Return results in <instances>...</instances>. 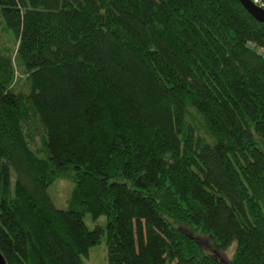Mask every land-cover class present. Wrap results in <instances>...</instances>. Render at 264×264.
Here are the masks:
<instances>
[{
  "label": "trees",
  "instance_id": "trees-1",
  "mask_svg": "<svg viewBox=\"0 0 264 264\" xmlns=\"http://www.w3.org/2000/svg\"><path fill=\"white\" fill-rule=\"evenodd\" d=\"M0 29L6 264L102 238L106 264H221L191 229L264 264V23L236 0H0Z\"/></svg>",
  "mask_w": 264,
  "mask_h": 264
},
{
  "label": "rangeland",
  "instance_id": "rangeland-1",
  "mask_svg": "<svg viewBox=\"0 0 264 264\" xmlns=\"http://www.w3.org/2000/svg\"><path fill=\"white\" fill-rule=\"evenodd\" d=\"M5 44V36L2 34L0 29V46ZM18 90L22 93H26V86L23 82L19 85ZM36 145L38 146V141L36 142ZM70 190L71 185L65 181H60L58 184L48 187V195L56 209L65 210L67 208L66 202L68 200ZM83 222L86 228L91 230L94 227H103L104 218L98 217L96 220H92L89 215H85ZM189 232L203 253L214 256L221 264L229 263L233 254L232 246L226 250L220 251L207 237H205L200 232L193 229L189 230ZM82 261L83 264H106L104 238L101 239L98 245L91 247L88 250L87 257L83 258Z\"/></svg>",
  "mask_w": 264,
  "mask_h": 264
},
{
  "label": "water",
  "instance_id": "water-1",
  "mask_svg": "<svg viewBox=\"0 0 264 264\" xmlns=\"http://www.w3.org/2000/svg\"><path fill=\"white\" fill-rule=\"evenodd\" d=\"M244 11L257 23H264V11L251 0H236ZM0 264H6L0 254Z\"/></svg>",
  "mask_w": 264,
  "mask_h": 264
},
{
  "label": "built area",
  "instance_id": "built-area-1",
  "mask_svg": "<svg viewBox=\"0 0 264 264\" xmlns=\"http://www.w3.org/2000/svg\"><path fill=\"white\" fill-rule=\"evenodd\" d=\"M253 4H255L256 6H258V0H251ZM251 49H253L258 55H260L263 59H264V46L262 47H258V48H254L253 45H250Z\"/></svg>",
  "mask_w": 264,
  "mask_h": 264
}]
</instances>
